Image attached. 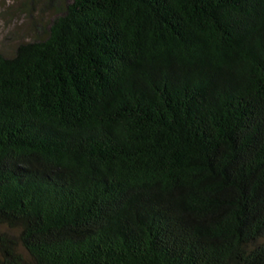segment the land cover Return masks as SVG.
<instances>
[{"label": "trees", "instance_id": "1", "mask_svg": "<svg viewBox=\"0 0 264 264\" xmlns=\"http://www.w3.org/2000/svg\"><path fill=\"white\" fill-rule=\"evenodd\" d=\"M0 264H264V0H71L0 52Z\"/></svg>", "mask_w": 264, "mask_h": 264}, {"label": "rangeland", "instance_id": "2", "mask_svg": "<svg viewBox=\"0 0 264 264\" xmlns=\"http://www.w3.org/2000/svg\"><path fill=\"white\" fill-rule=\"evenodd\" d=\"M70 1L0 0V52L12 56L19 43L44 38L50 22Z\"/></svg>", "mask_w": 264, "mask_h": 264}]
</instances>
